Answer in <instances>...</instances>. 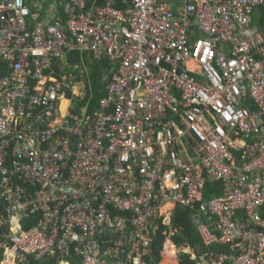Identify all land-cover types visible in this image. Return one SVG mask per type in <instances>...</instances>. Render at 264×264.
<instances>
[{
  "label": "built area",
  "instance_id": "1",
  "mask_svg": "<svg viewBox=\"0 0 264 264\" xmlns=\"http://www.w3.org/2000/svg\"><path fill=\"white\" fill-rule=\"evenodd\" d=\"M262 7L0 0V264H150L160 225L175 257L176 207L203 248L178 256L264 264ZM96 61L106 94L77 113Z\"/></svg>",
  "mask_w": 264,
  "mask_h": 264
},
{
  "label": "trees",
  "instance_id": "2",
  "mask_svg": "<svg viewBox=\"0 0 264 264\" xmlns=\"http://www.w3.org/2000/svg\"><path fill=\"white\" fill-rule=\"evenodd\" d=\"M104 3V0H101V4ZM252 26L258 28L264 34V7L258 8L254 11L252 15ZM68 62L75 66L80 64V57L77 54H72L68 56ZM89 70V85L86 90V97L84 100L79 102V100H75V105L77 106V113L81 112V109L88 107L90 112H93L101 98L106 94L105 88L106 83H104L105 73L109 71V65L105 62H93L92 64H87ZM93 89V90H92ZM92 98V100H91ZM68 103H64V107H67ZM218 186H209L207 188L209 199L212 195H219L221 190L217 192L216 189ZM216 192V194H214ZM191 214L192 212L187 208L176 207L173 211L171 218V238L170 241L176 247L188 246L191 250L202 252V242L200 240L199 235L197 234L193 224L191 222ZM30 227H26V230H29ZM169 235V229L159 226L158 230L154 236L153 248H152V257L148 258L150 264H157L161 260V251L163 244L165 242V235ZM217 251H226L225 248L219 249ZM2 256L0 255V262ZM180 261L184 264H194L190 261L189 256L181 255ZM38 264H55L48 262H40Z\"/></svg>",
  "mask_w": 264,
  "mask_h": 264
},
{
  "label": "rangeland",
  "instance_id": "3",
  "mask_svg": "<svg viewBox=\"0 0 264 264\" xmlns=\"http://www.w3.org/2000/svg\"><path fill=\"white\" fill-rule=\"evenodd\" d=\"M31 2H32V5H33V2H40V0H31ZM108 73H105V76L107 75ZM104 76V77H105ZM82 82L83 83H81V85L82 86H85L86 85V83H87V78L85 77H83L82 76ZM86 87V86H85ZM84 95H85V90H84ZM179 253H181V251H180V249H177L176 248V250H175V255H176V260L177 259H179V261H180V256H178L179 255ZM162 254H163V263H166V262H169L170 260H171V258H173V251L171 250V248L169 247V246H165V248H164V250H163V252H162ZM191 254H192V256H193V252H191Z\"/></svg>",
  "mask_w": 264,
  "mask_h": 264
},
{
  "label": "crops",
  "instance_id": "4",
  "mask_svg": "<svg viewBox=\"0 0 264 264\" xmlns=\"http://www.w3.org/2000/svg\"><path fill=\"white\" fill-rule=\"evenodd\" d=\"M160 256H162V258L164 257L163 254H161ZM164 264H184V263L179 261V259L176 260V256H175V257L171 258V260L169 262H166Z\"/></svg>",
  "mask_w": 264,
  "mask_h": 264
},
{
  "label": "bare ground",
  "instance_id": "5",
  "mask_svg": "<svg viewBox=\"0 0 264 264\" xmlns=\"http://www.w3.org/2000/svg\"><path fill=\"white\" fill-rule=\"evenodd\" d=\"M92 90H93V89H92ZM64 103H65V102H63V104H62V108H63V110L65 111L67 107H64ZM172 255H173V254H172ZM161 258H162V256H161Z\"/></svg>",
  "mask_w": 264,
  "mask_h": 264
}]
</instances>
